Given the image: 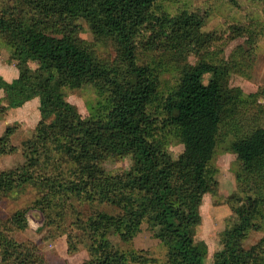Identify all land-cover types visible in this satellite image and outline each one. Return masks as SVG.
<instances>
[{"label":"trees","instance_id":"1","mask_svg":"<svg viewBox=\"0 0 264 264\" xmlns=\"http://www.w3.org/2000/svg\"><path fill=\"white\" fill-rule=\"evenodd\" d=\"M159 1L17 0L15 6L0 8V40L18 69L11 83L0 76L8 102L0 105V118L34 99H39L41 115L33 137L22 145L26 163L0 173V198L33 185L44 192L39 202L47 205L51 217H60L71 197L117 209L115 215L98 212L90 216L89 225L81 224L92 245L93 260L84 264H208L207 245L196 242L195 234L202 224L204 196L218 187L211 163L219 138L236 132L230 125L248 99L258 100L264 113L259 102L263 93L245 97L229 85L232 71L249 76L252 64L246 54L238 66L233 61L210 63L202 55L195 66L185 63L179 82L162 99L158 72L138 63L136 40L143 30L150 29L152 39L164 38V46L180 59L200 55L214 37L202 32L206 19L198 13L156 16ZM79 21L89 26L98 43L116 47L118 63L101 60L95 44L80 39ZM87 85L107 93L109 100L82 119L64 91ZM157 102L162 123L153 111ZM160 125L183 146L177 159L157 134ZM13 132L8 129L0 138V156L17 151L10 146ZM230 149L240 163L237 180L246 198L235 208L238 223L226 231L223 248L211 264H264V237L244 248L252 230L264 231V127L236 132ZM53 155L69 164L71 178L37 175ZM126 157L133 163L129 170L113 175L104 168L106 162ZM26 214L23 210L8 221L0 219V264H45L34 243L12 237L28 227ZM144 223L167 250V261L124 252L109 240L117 235L132 242ZM74 237L68 236L70 253L78 249Z\"/></svg>","mask_w":264,"mask_h":264},{"label":"rangeland","instance_id":"2","mask_svg":"<svg viewBox=\"0 0 264 264\" xmlns=\"http://www.w3.org/2000/svg\"><path fill=\"white\" fill-rule=\"evenodd\" d=\"M17 0H0V8L15 6ZM183 11L198 13L205 17L206 23L203 33L213 34V42L205 48L200 55L192 53L186 58H175L164 46L165 40L156 38L150 29H145L136 40V54L140 65H149L156 69L160 76V96H167L177 85L185 63L195 66L202 55L207 62L226 64L232 61L238 66L245 55V59L252 64L247 74L243 76L236 71L230 74L229 85L231 88H240L245 97L253 94L264 95V2L252 0H162L156 3L153 13L160 17L168 14L175 17ZM78 36L84 42L95 44L98 57L110 64L118 63L116 47L110 44L98 43L89 26L78 22ZM249 64V62H248ZM35 67L34 65H32ZM0 76L7 82H12L18 77L16 62L11 59V50L0 40ZM208 80L209 76L206 77ZM66 99L75 105L82 119L95 115L99 109L108 105V94L102 93L98 87L87 85L80 90H65ZM161 100V99H160ZM249 103L230 125L239 134L249 132L251 129L264 127V113L258 100H247ZM260 103L264 104L263 99ZM0 105L7 106L6 93L0 90ZM39 99H34L22 108L9 109L0 118V138L8 129H13L11 137L12 147L17 148L15 153H5L0 156V173L5 170H14L23 166L26 155L23 143L31 139L37 125L41 120ZM157 110V111H156ZM153 111L158 112V120L162 123L161 103L157 102ZM236 132L222 134L219 138L216 155L211 163L216 169L215 179L218 187L214 194H206L200 207L202 224L196 229L195 241L204 242L208 248L206 263L213 262L214 255L222 250V240L226 231L238 223L235 208L240 206V200L246 198L237 180L240 163L237 156L231 151L230 146L235 140ZM157 134L167 143V149L174 159L183 151L174 134L170 137L162 130L161 125ZM54 158L48 165H43L37 170L40 177L60 176L71 178L69 164L53 155ZM131 157L115 158L104 164L110 174H121L132 167ZM44 192L33 185L15 190L8 196L0 198V219L8 221L16 212L27 210L26 218L28 227L23 231L12 233V237L20 242L34 243L45 264H84L92 261L89 245V235H84L81 224H88L90 216L95 213L115 215L118 210L107 204L98 202L90 203L71 197L65 202L61 216L51 217V210L41 204ZM37 202H39L38 205ZM47 207V208H46ZM54 222V223H50ZM75 236L77 251L70 253L68 236ZM264 237V231L252 230L244 242V248L250 249L257 245ZM109 240L115 248L124 252L145 254L149 259L165 262L168 259L167 250L147 223L143 224L141 233L132 242H123L119 236L110 235ZM100 237L98 242H100Z\"/></svg>","mask_w":264,"mask_h":264}]
</instances>
